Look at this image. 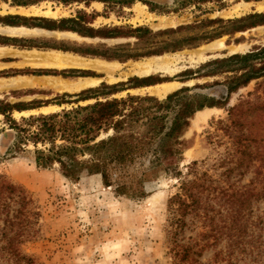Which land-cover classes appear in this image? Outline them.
<instances>
[{"label": "rangeland", "instance_id": "374dc122", "mask_svg": "<svg viewBox=\"0 0 264 264\" xmlns=\"http://www.w3.org/2000/svg\"><path fill=\"white\" fill-rule=\"evenodd\" d=\"M6 1L0 0V7ZM224 1L226 6L223 8L216 2H209L200 7L190 5L183 9L178 8L174 0H134L131 5L111 1L90 3L89 6L85 2H42L62 7L66 13H76L79 9L98 11L103 16L98 20L99 24L111 27L145 25L155 31L193 25L204 19L222 18L227 21L242 18V21L236 23V26H244L242 31L160 55L139 59L121 57L120 67L112 73L118 79L109 81L108 78L113 75L105 74L106 79L103 81L111 86L117 85L120 89L111 97L121 98L131 94L164 99L174 91L189 87L186 91L188 95L206 94L221 99L226 96L225 80L235 72L204 75L216 69L215 65L208 63L233 54L258 52L264 48V0ZM208 24L204 28H188L165 37L192 35L222 25ZM220 39L225 45L222 49H207ZM136 41V37L109 40L105 42L104 48L114 49V53L118 50L121 55H125L135 51ZM230 46H239V50L232 53L228 49ZM132 61L140 62L135 67L138 74L148 76L126 74ZM252 64L259 67L260 60L254 59ZM238 65L236 60L231 67ZM174 81L178 82L177 87L167 94L159 96L153 93L152 87ZM145 83L154 84L142 85ZM98 86L91 88L96 89ZM81 91L66 95L65 92L53 90L19 88L13 83L0 86V100L38 109L48 104L58 105L57 101H72L77 98L74 94ZM244 100H250L251 103L244 105L243 111L237 116L240 123L233 125L228 110ZM72 105L74 104L64 103L66 108ZM50 108L42 111L49 112ZM60 110L62 109L57 111ZM206 110H209L208 115L195 124L198 115ZM17 111L19 110L15 109L13 112L17 119L28 114L23 112V115ZM220 119L225 120V124H219L217 121ZM108 134L109 132H103L101 136ZM183 137L187 142L182 153L179 152V145L165 147L159 156L160 165L132 171L133 189L129 194H119L114 186L104 185L100 175H85L80 180L73 181L62 175L58 165L40 168L30 153L1 159L0 174L23 187L30 199L26 226L28 232L24 234V241L20 244L22 253L32 257L34 264H176L171 252L173 240L170 233L169 199L178 191L181 181L188 176V167L192 162L198 161L200 172L208 171L214 178L220 177V173L228 165H235L234 162H229L225 167L218 166L222 159L231 157L234 152L230 137H257L260 142L253 143L252 151L264 154V76L252 79L247 85L231 93L224 107H205L197 111ZM3 151L0 148V153ZM263 170V160H255L243 175L235 171L225 183L241 186L254 179L259 187V173ZM251 209V218L257 226H250L249 231L254 229L255 233H259L258 221L263 216L264 199L253 201ZM200 230V227L187 229L185 240L191 235L194 237ZM227 244L228 240L223 239L219 245L207 248L200 261L214 264V251L219 247L226 248Z\"/></svg>", "mask_w": 264, "mask_h": 264}, {"label": "trees", "instance_id": "16d2710c", "mask_svg": "<svg viewBox=\"0 0 264 264\" xmlns=\"http://www.w3.org/2000/svg\"><path fill=\"white\" fill-rule=\"evenodd\" d=\"M42 0H12L13 3L26 5ZM63 3L94 0H58ZM104 3L116 2L132 4L134 0H98ZM178 8L190 5L200 7L216 2L220 8L226 6L224 0H174ZM153 9V6H152ZM243 19H204L193 25H181L155 31L148 26L113 27L107 30L110 37H136L135 51L125 53L123 58L160 55L168 51L181 50L205 40H212L224 34L244 30L236 26ZM264 22V21H263ZM262 22V23H263ZM208 23H221V27L192 35L174 37L175 33L188 28H204ZM230 25H233L230 27ZM254 25V24H253ZM162 37V38H161ZM260 60V66L253 63ZM239 65L231 67L234 61ZM249 62H252L249 65ZM213 70L204 75H215L232 71L224 82L226 96L221 99L206 94L188 95L189 87H183L159 99L151 95H131L111 97L120 91L117 85L103 82L96 89L89 88L75 94L72 101H57L73 104L70 108L51 113L13 116L15 109L27 110L23 104H12L0 100V160L30 153L40 168L58 165L67 179L78 181L85 175H100L104 185L115 187L119 194H129L133 189L132 171L136 168L156 167L163 148L179 145L180 153L186 147L183 137L195 113L205 107H224L231 93L247 85L252 79L264 76V48L258 52L244 55L233 54L210 61ZM219 69V71H218ZM145 83L142 85H152ZM108 89V91H104ZM69 95V94H66ZM95 99L94 102L80 104V101ZM250 100L241 101L228 112L232 124H238V113L243 111ZM225 124V120L217 121ZM109 134L102 137V133ZM111 132V133H110ZM232 156L222 159L218 164L225 167L220 177H213L208 171L200 172L198 161L188 167L178 191L169 199L170 225L172 234L171 252L176 264H205L200 261L203 252L215 247L223 239L228 240L226 248L214 251V264H264V211L259 219V233L251 218L253 201L264 199V170L259 173L258 187L252 179L248 184L226 185V180L235 171L243 175L255 160H263L264 154L253 152L257 137H230ZM222 181L224 182L222 184ZM30 199L20 185L0 174V264H34L33 258L20 250L23 236L28 232V205ZM197 222L200 224L197 225ZM193 226V227H192ZM202 228L193 237L185 240L187 229Z\"/></svg>", "mask_w": 264, "mask_h": 264}, {"label": "crops", "instance_id": "0c3cea01", "mask_svg": "<svg viewBox=\"0 0 264 264\" xmlns=\"http://www.w3.org/2000/svg\"><path fill=\"white\" fill-rule=\"evenodd\" d=\"M7 1L0 7V86L16 83L19 88L69 94L98 86L106 79L105 74L113 75L109 81L118 79L112 73L120 67L122 55L104 45L106 41L123 37L106 35L109 28L117 26L99 24L103 16L98 11L79 9L76 13H66L62 7L45 5L44 0L26 5ZM137 63L140 62L132 61L126 74L147 77L148 74L135 71ZM91 101L95 99L80 104ZM49 107L51 111H42ZM63 108H66L64 103L48 104L17 112H27L28 116Z\"/></svg>", "mask_w": 264, "mask_h": 264}, {"label": "bare ground", "instance_id": "6f19581e", "mask_svg": "<svg viewBox=\"0 0 264 264\" xmlns=\"http://www.w3.org/2000/svg\"><path fill=\"white\" fill-rule=\"evenodd\" d=\"M224 43L223 40H217L215 42H213L207 49L211 50V51H218L220 49H222L224 47ZM241 47V46H240ZM232 53H235L239 50V46H230L228 48ZM178 82H165L162 83L160 85L154 86L152 87V91L153 93H155L156 95L162 96L167 94L169 91L173 90L175 87H177ZM209 110H206L204 112H202L201 114L198 115L197 119L194 121L195 124L198 123V121H200L201 119H204L207 115Z\"/></svg>", "mask_w": 264, "mask_h": 264}, {"label": "water", "instance_id": "95a60500", "mask_svg": "<svg viewBox=\"0 0 264 264\" xmlns=\"http://www.w3.org/2000/svg\"><path fill=\"white\" fill-rule=\"evenodd\" d=\"M53 112H55V111H53ZM40 113H42V112H40ZM39 114V113H38Z\"/></svg>", "mask_w": 264, "mask_h": 264}]
</instances>
